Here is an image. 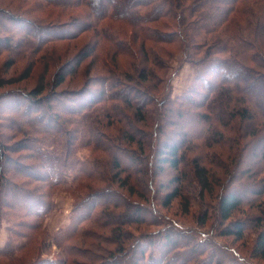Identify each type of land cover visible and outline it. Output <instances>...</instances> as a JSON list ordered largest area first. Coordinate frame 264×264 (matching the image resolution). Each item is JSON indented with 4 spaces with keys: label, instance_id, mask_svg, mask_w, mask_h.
Masks as SVG:
<instances>
[{
    "label": "trees",
    "instance_id": "trees-1",
    "mask_svg": "<svg viewBox=\"0 0 264 264\" xmlns=\"http://www.w3.org/2000/svg\"><path fill=\"white\" fill-rule=\"evenodd\" d=\"M0 34L12 62L36 56L24 74L38 58L49 64L48 41L85 39L50 83L0 93V264H82L83 253L98 264L264 256V0H23L0 8ZM176 54L193 76L172 99ZM86 60L81 83L57 89ZM247 155L263 162L240 168ZM164 167L167 184L155 178ZM187 184L204 228L161 212L176 198L187 212ZM64 185L75 196L72 217L50 235L51 191ZM243 206L254 210L245 215L253 225L232 219ZM247 229L251 258L225 239ZM96 237L108 245L100 253L90 250ZM47 240L58 249L50 262Z\"/></svg>",
    "mask_w": 264,
    "mask_h": 264
},
{
    "label": "rangeland",
    "instance_id": "rangeland-1",
    "mask_svg": "<svg viewBox=\"0 0 264 264\" xmlns=\"http://www.w3.org/2000/svg\"><path fill=\"white\" fill-rule=\"evenodd\" d=\"M23 0H0V8H9V9H16ZM27 2V1H26ZM22 5V4H21ZM29 5L26 4V7ZM18 9V8H17ZM18 11V10H16ZM21 14V12H18ZM23 15V14H22ZM232 28V27H231ZM1 43L0 44H7L5 38L1 36ZM85 39H79V41H62V42H54L48 41L46 47L44 49L47 56H50L52 59L49 61L47 66H44V58H38L34 65L31 66L29 72L24 74L26 71V67L30 63L31 59L33 60L36 56L23 55L21 60L17 62H12L14 57H10L8 54L4 52H0V83H2L0 87V93L5 92L7 90H14V89H23L25 91H29L32 88L36 87L41 77L44 78L46 82L52 80V76L56 71V67L59 63L63 62L66 57H70L77 49L83 45ZM41 54H38L39 57ZM29 57V58H28ZM121 59V58H120ZM123 59V58H122ZM45 60V59H44ZM87 62L82 63L80 68V73L77 75L69 74L65 77L64 82H62L57 89L68 88V87H75L76 85L81 83V75L87 67ZM171 69L169 70L170 73V82L172 86L171 91V98L176 99L177 95L181 94L184 89L188 87L190 83H192V76H193V67L188 63L182 61L181 55L176 54L174 59L171 60ZM100 69V68H99ZM48 85V84H47ZM100 106H97L99 108ZM186 120V119H185ZM183 124H185L186 128H192L193 122L187 119V122L181 120ZM262 143V142H261ZM260 143V144H261ZM260 144L258 148H260ZM249 148V147H248ZM256 149V151H257ZM83 153H87L85 149L78 150V155L81 156ZM253 162V164H252ZM262 159L260 156L256 158H251V156L247 155L245 159L239 164L240 168H247L251 164L252 165H260L262 163ZM172 174L169 168H165L160 172L158 176H156L157 181H161L164 184L168 183V175ZM245 176V174H243ZM166 177V178H165ZM217 191L219 189L218 186ZM164 190V188L162 189ZM184 193L191 194L193 198L190 199L189 207L187 212H184L183 206L180 204L179 198H176L171 201L170 205L166 208H161V212L173 217L179 221L185 227H189L191 229H201L204 228L203 225L199 224L198 218L200 217L199 211L202 210L203 206L199 205L200 199L194 191V186H189V184L185 185ZM249 193H244L247 196ZM213 201V200H211ZM51 208L49 212L46 214L44 218V227L46 228L47 232L52 235L53 233L60 231L61 229L65 228L69 221L71 220L73 207L75 205V196L73 194L72 189H68V187L59 186L51 191L50 196ZM214 203V201H213ZM213 213V210L210 209ZM243 211V212H242ZM254 210L252 208H248L247 206H243L240 211L233 215L232 219H241L245 220L248 225H253L252 221L246 219L245 215L248 213H253ZM256 214V213H254ZM211 218L209 221L213 220ZM208 223V221H207ZM216 224V222L214 223ZM86 226H92L91 223H85ZM208 224H206L207 226ZM264 226V222L262 223ZM93 227V226H92ZM161 226H145L141 227L139 231L145 230H154L157 231ZM6 223L2 224L0 227V245H2L5 240L7 239V230ZM255 231L251 229H247L244 236L241 239L235 240L233 236H225V239L230 241L233 246H235L239 251L246 254L247 256H251L252 249L254 247V240H255ZM51 241V236H50ZM49 241V240H47ZM49 241V247L46 250L45 254L42 255L43 259L45 258L47 261H53L57 259L58 249L55 243H51ZM95 247H92L91 252L100 253L102 252L99 248L100 245L105 247L106 245L103 244L102 239L96 237L94 240ZM108 246V245H107ZM83 253L82 257H79V263L82 264H98V262H94V260L87 258L86 255ZM31 255V254H30ZM251 258V257H250ZM28 260V258H25ZM251 262H255V264H264V256L262 258L254 257L251 258ZM59 260V259H58Z\"/></svg>",
    "mask_w": 264,
    "mask_h": 264
}]
</instances>
